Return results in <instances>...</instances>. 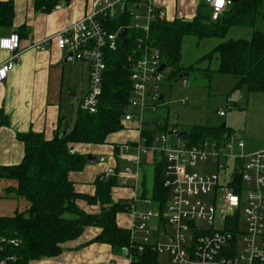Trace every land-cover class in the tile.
<instances>
[{
  "label": "built area",
  "instance_id": "obj_1",
  "mask_svg": "<svg viewBox=\"0 0 264 264\" xmlns=\"http://www.w3.org/2000/svg\"><path fill=\"white\" fill-rule=\"evenodd\" d=\"M210 20H217L232 5V0H201ZM67 2L53 7L59 10ZM90 11L77 21L36 44L46 49L54 41L59 49L69 51L72 58L88 65V87L80 110L94 114L98 110L106 69V52L116 50L122 28L110 31L100 18L129 17V28L142 37L128 56L131 91L128 109L122 122H136L138 138L120 143L116 157L124 160L122 167L107 165L102 179H114L116 184L140 189V194L128 199L130 242L142 251L150 246L157 254L171 257L175 264H264V149L244 153L245 144L238 136L225 133L221 137L189 140L175 124L159 118L156 111L167 104L162 99V84L166 77L164 58L148 40L151 24L165 20L163 8L154 0H89ZM126 33V32H125ZM125 35V34H124ZM0 50L8 57L0 62V82L20 62V36L16 31L0 36ZM164 64V67H160ZM182 86L187 81L180 78ZM186 97L181 99L184 103ZM224 115L223 110L217 112ZM152 118L153 129L145 127L146 116ZM156 115V116H155ZM150 132V136L146 135ZM75 147L70 152H75ZM153 156L163 161V185L168 189L164 206L156 211L139 210L154 204L152 185L142 194V157ZM105 163L106 157L100 156ZM211 167L209 172H187L197 164ZM156 220L151 236L150 220ZM169 224V230L165 223ZM162 227V228H161ZM137 229L144 236L136 241ZM18 240L0 236V264H16L17 256L5 253V246ZM107 264V263H106Z\"/></svg>",
  "mask_w": 264,
  "mask_h": 264
},
{
  "label": "trees",
  "instance_id": "obj_2",
  "mask_svg": "<svg viewBox=\"0 0 264 264\" xmlns=\"http://www.w3.org/2000/svg\"><path fill=\"white\" fill-rule=\"evenodd\" d=\"M62 0H35V6L50 10ZM68 1V0H65ZM262 0H239L233 2L217 20H210L209 13L198 5L196 15L191 19L175 18L171 21L155 20L150 27L148 40L156 46L169 68L168 78L176 81L180 74L195 67L184 68L180 64L182 42L185 36L198 39L208 37L224 38L232 26L254 27L260 12ZM11 0L0 2V26L10 27L13 18ZM110 31L126 27L122 38L117 39L116 50L106 52V69L103 75L102 93L98 110L94 114L79 110L71 125L64 115L58 118L57 131L51 139L40 133L29 131L17 134L24 144V155L16 165L0 166V177L17 181L16 195L27 200L24 211L12 216L0 217V236L18 240L17 245L5 246V253L17 256L16 264H28L30 260L54 257L61 253L63 244L79 237L86 226H94L100 232L90 241L106 243L119 251L127 249L130 264H161L158 254L145 246L137 250L130 242L128 229L116 223L117 213L126 211L128 200L114 201L111 188L114 179L96 180L93 194L75 190L70 172L81 171L89 162V155L70 149L76 144H104L108 137L122 130V117L128 109L131 91L129 80L130 61L128 56L142 37L140 32L131 30L128 16L100 18ZM16 32L23 36L19 30ZM218 56L216 70L200 69L199 73L209 81L218 72L233 77L236 87L245 86L250 91H264V31L253 29L249 39H228L218 43L201 59ZM189 73V72H188ZM228 128L194 125L184 128L185 137L191 141L221 137ZM64 132L61 136L60 134ZM150 132H146L150 136ZM163 161L154 158L152 198L161 210L167 198L164 187ZM89 205H99L100 211L89 214L78 208L76 200Z\"/></svg>",
  "mask_w": 264,
  "mask_h": 264
},
{
  "label": "crops",
  "instance_id": "obj_3",
  "mask_svg": "<svg viewBox=\"0 0 264 264\" xmlns=\"http://www.w3.org/2000/svg\"><path fill=\"white\" fill-rule=\"evenodd\" d=\"M11 1L14 11L12 25L10 27L0 26V36L16 30H19L23 36L20 37V62L7 78L0 82V166L16 165L22 160L24 144L18 139L17 134L33 131L42 134L45 139H51L57 131L58 118L63 115L60 105L63 87L62 63L73 58L68 59L70 52L59 49L54 41H49L44 50H39L36 44L54 35L63 27L77 21L90 11L89 0H68L66 6L59 10L53 8L45 10L44 6L38 9L35 6V0ZM154 3L164 9L165 20L171 21L175 18H193L201 0H154ZM182 4L188 6L191 14H183L186 11H182V15H176L179 6ZM253 29H257V27L232 26L228 29L224 38L208 37L198 39L196 37V57H193V60L187 65L183 62V60L186 61V51L182 42L180 64L184 68L193 66L199 71L200 69L211 68L210 66L213 64L212 70H216L219 66L216 54L211 58H201L222 41L238 38L249 39ZM7 57L8 53L0 50V62ZM198 70H196V73L199 72ZM183 73L188 74V72ZM166 94L163 91L162 99L167 102L163 107L167 109L168 114L167 106H169L170 101L167 99ZM184 97L187 99L188 95H184ZM167 116H160L159 118L167 119ZM124 125L126 128L132 129L131 137L127 136L124 139L116 140V135L120 133V130L111 134L104 144H76L74 147L77 152L89 156L97 149L106 148L108 154H101L99 157L105 156L109 165L122 167L125 162L116 157L117 146L123 142H133L138 138L136 122H127ZM145 127L154 128L152 118L149 115L146 116ZM227 133H231L229 129ZM99 157L95 158V162L103 165L100 171L89 173L88 166H85L84 172L81 170L69 173V178L73 181L77 192L94 193L95 181L102 175L106 163L99 162ZM153 169L154 157L150 155L143 156V184L141 186L143 195L153 183ZM16 187L17 181L15 179L0 177V217L12 216L14 213L24 211L27 208V200L16 195ZM113 190L116 192L115 195ZM140 193V189L136 191L131 186L120 184H116L111 188V196L114 201L128 200ZM76 205L89 214H96L100 211L99 205H89L81 199L76 200ZM144 206L139 202L137 208ZM122 214L124 216H121ZM150 222H152V219ZM116 223L119 227L129 230L132 224L130 213L127 211L117 213ZM153 223L156 224V220ZM99 232L100 229L97 227L86 226L79 237L63 244V249L59 255L30 260L28 264H130L129 257L124 255L122 251L112 248L106 243H90Z\"/></svg>",
  "mask_w": 264,
  "mask_h": 264
},
{
  "label": "rangeland",
  "instance_id": "obj_4",
  "mask_svg": "<svg viewBox=\"0 0 264 264\" xmlns=\"http://www.w3.org/2000/svg\"><path fill=\"white\" fill-rule=\"evenodd\" d=\"M182 11H186V13ZM202 11L207 13V7L204 4ZM260 12L264 15V0L262 1ZM182 13L191 14V10L188 9L186 4L179 6L176 15L179 16ZM255 26L258 30L264 31V16L260 15L257 17ZM183 45L186 51V61L183 60V62L187 65L193 60V57H196V37H185ZM210 67L212 69L213 64ZM62 69L61 113L65 116L68 124L71 125L80 110V101L88 87V67L86 63L83 64L72 59L64 61ZM165 72L166 77L162 84V89L167 93L166 97L170 104L167 106L168 114L165 107H159L156 111L158 116L168 115L169 124H175L181 129L194 125L219 127L225 124L233 136L236 135L243 140L245 144L244 153L264 149V91H250L245 86L236 87V80L233 77L218 72L214 73L209 81L199 72L196 73V69L188 70V75L184 77L187 81V86L184 87L180 83V78L174 81L167 77L168 67ZM70 94L75 95L70 96ZM184 95H188V97L184 103H181ZM220 109L224 111L222 116L217 113ZM131 131V128L125 127L116 135V140L124 139L127 136L131 137ZM101 154L107 155L108 150L106 148L97 149L91 156L97 159ZM107 165L109 164L106 162L105 167ZM85 166H88L89 173H96V171H100L103 165L97 162H87ZM211 170V167L203 163L187 167V172H209ZM113 194H116L115 190H113ZM147 208H151L154 211L157 210L154 204L146 205L139 209L145 210ZM121 216L124 215L122 214ZM154 220L152 219L149 224L152 232L151 239H153V234L156 230V225L153 223ZM165 228L167 230L170 228L167 222L165 223ZM143 236L144 234L137 229L134 230L133 238L136 241ZM157 259L161 264H175L167 254L160 253Z\"/></svg>",
  "mask_w": 264,
  "mask_h": 264
},
{
  "label": "water",
  "instance_id": "obj_5",
  "mask_svg": "<svg viewBox=\"0 0 264 264\" xmlns=\"http://www.w3.org/2000/svg\"><path fill=\"white\" fill-rule=\"evenodd\" d=\"M232 1L237 2L239 0H232ZM125 32H126V29L122 28L118 34V37L122 38L124 36ZM68 59H72L71 54H69ZM163 67H164V64L160 67V69H162ZM187 75H188L187 73H181L179 77H186ZM71 95H75V94H70V96ZM224 126H225V124H222V127H224ZM182 133L185 135L186 131H183ZM63 134H64V132H62L60 135L62 136ZM88 159H89V162H95V158L88 157ZM98 179L101 180L102 176H100ZM122 252L124 255H127V253H128L127 249H123Z\"/></svg>",
  "mask_w": 264,
  "mask_h": 264
},
{
  "label": "snow or ice",
  "instance_id": "obj_6",
  "mask_svg": "<svg viewBox=\"0 0 264 264\" xmlns=\"http://www.w3.org/2000/svg\"><path fill=\"white\" fill-rule=\"evenodd\" d=\"M217 2L219 3V2H220V0H217Z\"/></svg>",
  "mask_w": 264,
  "mask_h": 264
}]
</instances>
